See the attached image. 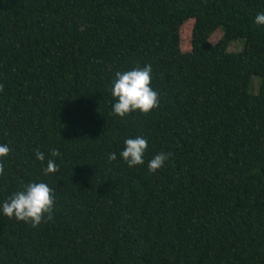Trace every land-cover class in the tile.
<instances>
[{"label":"trees","instance_id":"1","mask_svg":"<svg viewBox=\"0 0 264 264\" xmlns=\"http://www.w3.org/2000/svg\"><path fill=\"white\" fill-rule=\"evenodd\" d=\"M262 11L264 0H0V200L40 181L54 201L35 227L0 217V264H264ZM145 64L157 107L115 117L109 81ZM136 136L145 165L108 160Z\"/></svg>","mask_w":264,"mask_h":264},{"label":"clouds","instance_id":"2","mask_svg":"<svg viewBox=\"0 0 264 264\" xmlns=\"http://www.w3.org/2000/svg\"><path fill=\"white\" fill-rule=\"evenodd\" d=\"M253 22L264 26V11L256 13ZM151 66L133 67L127 71H116L109 81L108 92L111 98L110 111L112 115L123 118L130 113L146 115L155 109L158 104V94L150 86ZM147 140L141 136L125 138L118 153H108V160L112 161L119 156L127 167L145 165ZM9 152L7 144H0V158L6 157ZM36 161H44V153H33ZM56 151H51L55 156ZM169 154L156 153L146 163L149 173L161 168ZM57 171L55 161L49 158L43 172L52 174ZM52 189L45 182L30 181L13 192L10 197L0 200V217L14 219L18 222L30 223L33 227L41 222L42 217H50L53 206Z\"/></svg>","mask_w":264,"mask_h":264},{"label":"rangeland","instance_id":"3","mask_svg":"<svg viewBox=\"0 0 264 264\" xmlns=\"http://www.w3.org/2000/svg\"><path fill=\"white\" fill-rule=\"evenodd\" d=\"M190 30H191V24L190 22H187L183 24L179 30L180 34V46L182 52H187L189 50V44H190ZM222 37V31L216 30L214 34L210 37L209 42L211 44L217 43V41ZM243 47V41L242 40H234L230 43L228 47L229 53H238L242 50ZM252 84L249 86V92L250 93H256V90L258 88V81L259 79L257 77L252 78Z\"/></svg>","mask_w":264,"mask_h":264}]
</instances>
